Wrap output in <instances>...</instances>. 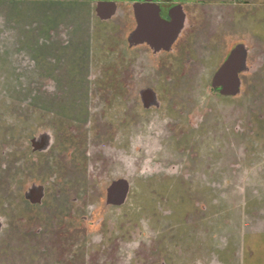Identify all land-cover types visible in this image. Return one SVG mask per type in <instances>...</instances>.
Returning a JSON list of instances; mask_svg holds the SVG:
<instances>
[{"label": "flooded vegetation", "instance_id": "1", "mask_svg": "<svg viewBox=\"0 0 264 264\" xmlns=\"http://www.w3.org/2000/svg\"><path fill=\"white\" fill-rule=\"evenodd\" d=\"M59 9L0 16V264L264 261V0Z\"/></svg>", "mask_w": 264, "mask_h": 264}, {"label": "rangeland", "instance_id": "2", "mask_svg": "<svg viewBox=\"0 0 264 264\" xmlns=\"http://www.w3.org/2000/svg\"><path fill=\"white\" fill-rule=\"evenodd\" d=\"M70 0H0V16L5 17L3 20V26H5V30L9 31L11 25L10 16L6 11V8H12L16 11H19L23 14V17L18 18V22L21 21V26L25 24L24 19L26 21V25L31 26L33 28L41 27L46 25L47 23L55 24L60 20H64V22L70 23V11L69 10H61L59 9L64 7V5L68 4ZM59 6V7H57ZM25 15V16H24ZM17 22V25L19 23ZM32 22L35 23L31 24ZM26 31L29 32L25 35L26 39H35L37 35L43 38L42 42L40 43V47L43 52L47 53L51 51V46L47 38L49 37L45 32L42 30L38 32L36 30L31 29L30 27L26 28ZM24 33V30L22 34ZM34 33V34H33ZM14 35H16L14 33ZM34 36V38H31ZM29 47L27 46V50ZM251 260L253 264H264L263 259L260 260L261 251L258 249V245L253 244ZM257 247V248H256ZM255 257V258H253Z\"/></svg>", "mask_w": 264, "mask_h": 264}, {"label": "water", "instance_id": "3", "mask_svg": "<svg viewBox=\"0 0 264 264\" xmlns=\"http://www.w3.org/2000/svg\"><path fill=\"white\" fill-rule=\"evenodd\" d=\"M134 37V36H133ZM226 65V64H225ZM223 68H224V66H223Z\"/></svg>", "mask_w": 264, "mask_h": 264}]
</instances>
